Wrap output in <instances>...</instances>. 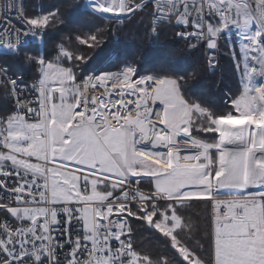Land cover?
Masks as SVG:
<instances>
[{
  "label": "snow or ice",
  "instance_id": "obj_1",
  "mask_svg": "<svg viewBox=\"0 0 264 264\" xmlns=\"http://www.w3.org/2000/svg\"><path fill=\"white\" fill-rule=\"evenodd\" d=\"M61 7L81 10L84 30ZM61 7L29 14L0 0V264H264V0ZM135 19L153 37L180 28L204 71L227 53L236 89L209 105L189 94L195 68L153 71L143 53L89 69L114 30L98 21ZM134 223L166 251L138 250Z\"/></svg>",
  "mask_w": 264,
  "mask_h": 264
},
{
  "label": "trees",
  "instance_id": "obj_2",
  "mask_svg": "<svg viewBox=\"0 0 264 264\" xmlns=\"http://www.w3.org/2000/svg\"><path fill=\"white\" fill-rule=\"evenodd\" d=\"M66 2L67 0H24V5L28 13L33 14L55 10L56 7H61ZM61 11L65 14V19L71 21L73 28L84 30L83 26L87 24V17L81 10L61 7ZM98 25L110 26L114 30L108 36V42L103 49L94 50L91 53L94 58L88 65L89 69H98L104 63L106 64L103 68L107 67L116 53H121L131 59H138L143 53L145 58L140 60V63L153 71L158 70L161 63L165 61L170 73L184 74L195 68L199 75L195 80H189V94L201 97L207 104L213 106L221 105L229 89L234 91L238 86L239 77L235 74L233 62L227 53H224L220 58V66L215 73L204 71L203 51L189 48L184 40L179 39L175 35L179 30L178 27H165L157 37H153L148 33L147 20L143 23L140 19L125 20L118 26L108 25L106 21H98ZM59 35L61 33L50 34L51 39H48V43L43 46L45 52L50 51L52 46L58 42ZM31 44L40 47L35 45V42H31ZM11 70L15 73L26 72L33 75L31 69H25L20 64L12 65ZM0 104H2V100H0ZM198 213H202L201 210H194L192 214L190 211L193 218ZM133 227L135 229L133 243L138 250L152 255L154 258L166 251L163 237L158 233L147 227H142L138 223H134Z\"/></svg>",
  "mask_w": 264,
  "mask_h": 264
},
{
  "label": "built area",
  "instance_id": "obj_3",
  "mask_svg": "<svg viewBox=\"0 0 264 264\" xmlns=\"http://www.w3.org/2000/svg\"><path fill=\"white\" fill-rule=\"evenodd\" d=\"M181 30V29H180ZM180 30H178V31H180ZM157 37V36H156ZM15 73V72H14ZM16 75H22V76H24V78H25V80L27 81V82H31V78H32V75L31 74H29V73H26V72H19V73H15Z\"/></svg>",
  "mask_w": 264,
  "mask_h": 264
},
{
  "label": "crops",
  "instance_id": "obj_4",
  "mask_svg": "<svg viewBox=\"0 0 264 264\" xmlns=\"http://www.w3.org/2000/svg\"><path fill=\"white\" fill-rule=\"evenodd\" d=\"M194 210H201V212L203 211V209H200V208H196V207H194V208H192L190 211H191V214H192V211H194ZM200 212V211H199Z\"/></svg>",
  "mask_w": 264,
  "mask_h": 264
},
{
  "label": "rangeland",
  "instance_id": "obj_5",
  "mask_svg": "<svg viewBox=\"0 0 264 264\" xmlns=\"http://www.w3.org/2000/svg\"><path fill=\"white\" fill-rule=\"evenodd\" d=\"M180 30V28H179ZM233 35H235V32L232 33ZM235 37V36H234ZM107 62V61H106ZM106 63H104L101 67L103 68V66L105 65Z\"/></svg>",
  "mask_w": 264,
  "mask_h": 264
},
{
  "label": "bare ground",
  "instance_id": "obj_6",
  "mask_svg": "<svg viewBox=\"0 0 264 264\" xmlns=\"http://www.w3.org/2000/svg\"><path fill=\"white\" fill-rule=\"evenodd\" d=\"M231 36H232V39H233L234 35H233V34H231ZM44 50H45V49H44ZM99 68H102V67H99ZM99 68H98V69H99Z\"/></svg>",
  "mask_w": 264,
  "mask_h": 264
}]
</instances>
